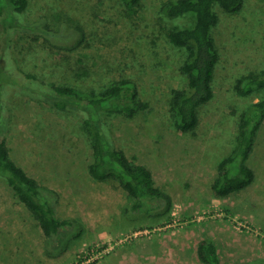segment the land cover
<instances>
[{"label":"rangeland","instance_id":"1","mask_svg":"<svg viewBox=\"0 0 264 264\" xmlns=\"http://www.w3.org/2000/svg\"><path fill=\"white\" fill-rule=\"evenodd\" d=\"M166 1L141 0L131 10L123 0H28L17 26L7 30L4 20L10 23L13 13L11 5L5 6L0 14L1 64L6 67L4 56H9L20 74H33L49 88L69 82L83 91H99L129 78L136 83L144 107L131 118L121 112L101 111L103 121L112 128L115 147L121 149L124 126L131 121L145 140L156 142L154 148L140 145L139 135L135 136L134 146L144 155L159 157L168 139L178 146L189 137L206 143L204 159L216 165L232 148L239 113L258 100L256 95L240 97L233 84L244 72L264 70V0H243L234 13L216 6L219 19L212 34L219 60L214 69V96L199 108L200 124L194 134L182 133L172 123L169 93L186 83L179 71L185 52L167 39L169 28L189 26L191 16H166L161 11ZM71 29L77 34L73 42ZM0 102V136L14 162L27 170L38 169L40 180L68 189L89 176L86 164L94 157L76 112L59 109L51 100L32 99L10 83L1 84ZM182 146H178L179 152H172L173 158L187 155ZM248 159L246 164L256 174L254 181L226 197L224 204L203 207L191 216L183 214L171 197L170 209L164 199L155 202L159 207L150 211L132 212L127 204L116 212L108 207L107 224L95 230L112 232L108 239H94V233L75 220L61 230L57 244L46 240L44 253L68 252L65 264H203L196 256L199 240L206 238L203 223L218 221L224 226L221 232L231 238L223 239V233L216 242L221 264H264V120ZM9 187L0 179L2 220L11 231L27 225L36 238L37 220ZM215 208L227 216H208ZM12 216L22 220L19 226ZM139 227L145 229L138 231ZM186 229L189 238L184 239ZM144 247L146 250L141 249ZM18 256L19 263L26 264L24 253L20 251Z\"/></svg>","mask_w":264,"mask_h":264},{"label":"trees","instance_id":"2","mask_svg":"<svg viewBox=\"0 0 264 264\" xmlns=\"http://www.w3.org/2000/svg\"><path fill=\"white\" fill-rule=\"evenodd\" d=\"M140 1L123 0L131 10L139 6ZM27 3L28 0H0V14L5 6H12V21L9 23L4 20L6 30L17 26L19 15L25 10ZM242 4L243 0H167L161 6V11L168 17L185 14L191 16L189 26H173L167 32L169 43L185 52L179 71L185 75L186 83L182 88H172L169 93L172 123L174 128L182 133L194 134L200 124L199 108L214 96V69L219 60V52L212 34V29L219 19L216 6L227 13H234ZM74 31L70 30L73 34L72 42L77 39ZM3 55L4 53L0 55V87L2 83H10L32 99L51 100L59 109L72 110L79 115L94 157L87 167L93 179L117 180L127 192L126 207L132 212L156 209L159 205L154 203L161 199L166 200L170 209V196L154 186L151 172L146 166L136 164L123 150L115 147L112 128L101 117V111L106 109L107 112H121L131 118L136 111L144 107L133 80L121 78L99 91H83L69 82L49 88L33 74H20L18 67L9 60V56H4L7 66H2ZM23 77L27 79L23 81ZM233 88L240 97L256 95L258 100L249 103L239 113L232 148L217 164V176L211 189L219 198L228 197L247 188L255 179V172L246 161L252 153L255 134L264 120V70L240 74L235 79ZM34 90L41 94L37 95ZM1 112L0 102V116ZM0 179L11 187L17 199L38 221L46 240L50 239L57 244L61 230L73 221L57 216L56 192L38 183L11 159L5 140L1 136ZM46 254L55 257L61 252L46 250ZM196 256L203 264H221L217 245L211 239L204 238L198 242Z\"/></svg>","mask_w":264,"mask_h":264},{"label":"crops","instance_id":"3","mask_svg":"<svg viewBox=\"0 0 264 264\" xmlns=\"http://www.w3.org/2000/svg\"><path fill=\"white\" fill-rule=\"evenodd\" d=\"M124 127L126 130H123L124 136L122 140L125 142L120 145V148L130 160L136 164H142L150 170L154 186L168 193L174 205L178 201L177 205H179L183 214L191 216V213L199 211L203 207L218 203L224 204L226 197H216L211 189L212 183L217 176V164L219 161L215 165L213 161H206L204 159L203 153L206 143L199 144L198 141H190L191 138L189 137L187 138L189 141H179L180 145H183L182 147H186L187 155L183 154L179 159H176L172 157V152H179L177 149L178 146H181H176L174 141L168 139V144L166 142V145L160 152L161 156L154 157L152 155H144L138 147L134 146L137 141L135 140V136L138 137L139 135L140 145H142L141 143L145 145L149 144L150 147L154 148V143L156 142L153 143L151 140H145L146 138H143L142 132L131 121L127 122ZM248 161L249 159L246 162L248 163ZM174 165L176 167L172 170ZM21 167L29 176L36 179L38 183L56 192L57 203L55 208L56 214L60 219L79 220L86 229L94 233V239H108L113 234L103 229L96 232L95 230L107 224L108 215L106 216V214L108 207L113 212H116L123 205L127 204V192L117 180L107 179L98 181L93 179L88 173L89 176H86L85 179L76 181L74 184L75 188L68 189L67 186L52 185L45 180H40L43 177H41L38 169L30 168L27 170L23 166ZM86 167H88V164H86ZM9 189L11 190L10 187ZM16 209L17 207L15 206L14 210ZM14 210L12 209V212L17 216ZM14 218L12 216L11 220L13 223L18 224V221H22L21 219ZM25 222H28V218ZM7 224L2 220L0 215V264H20L18 258L20 251L25 255L26 264H65L69 261L68 252L56 255V257L45 255L44 244L46 243V238L38 223L37 229L33 231L36 233V238L29 231L27 225L19 226L18 224L20 228L18 227L15 231H11ZM203 225L205 227L204 230L207 229V232H205L206 238L211 239L215 243L220 238V234L223 233V239H231L228 233L221 232L223 230L221 227L224 226L218 221L204 222ZM137 229L139 231L141 227ZM23 233L26 236H23ZM182 234L184 239L189 238L188 229H186V233L182 232ZM161 238L163 239V237ZM24 241L26 243L23 247ZM161 244L157 245L159 249L163 248ZM141 249L146 250L145 247ZM138 252L142 251L138 249Z\"/></svg>","mask_w":264,"mask_h":264},{"label":"built area","instance_id":"4","mask_svg":"<svg viewBox=\"0 0 264 264\" xmlns=\"http://www.w3.org/2000/svg\"><path fill=\"white\" fill-rule=\"evenodd\" d=\"M214 212L212 213V214H210V213H208V216H214V217H216V216H222V217H226L227 215H226V212H224L223 210H220V209H214L213 210ZM207 212H210V211H207ZM229 217V216H228ZM234 220V219H233ZM238 223H241V222H238ZM241 225L243 226V227H245V226H247V223L245 222V223H241ZM240 225V226H241Z\"/></svg>","mask_w":264,"mask_h":264}]
</instances>
